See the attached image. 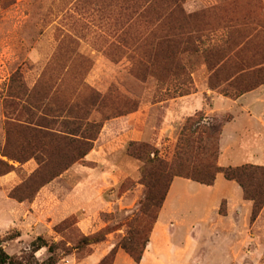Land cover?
<instances>
[{
    "label": "rangeland",
    "instance_id": "obj_1",
    "mask_svg": "<svg viewBox=\"0 0 264 264\" xmlns=\"http://www.w3.org/2000/svg\"><path fill=\"white\" fill-rule=\"evenodd\" d=\"M222 46L219 64L208 50ZM165 49L177 53L162 75L165 65L149 62ZM198 114L220 136L228 125L238 150L264 147V0H0L2 248L24 258L41 237L57 245L56 264H99L138 231L139 252L152 224L140 215L142 163L128 148L148 144L171 163ZM72 117L98 129L85 158L64 170L65 147L32 132H66ZM221 175L213 189L174 180L139 264H264V205L251 219L252 203ZM117 253L113 264H135Z\"/></svg>",
    "mask_w": 264,
    "mask_h": 264
},
{
    "label": "trees",
    "instance_id": "obj_2",
    "mask_svg": "<svg viewBox=\"0 0 264 264\" xmlns=\"http://www.w3.org/2000/svg\"><path fill=\"white\" fill-rule=\"evenodd\" d=\"M180 30H177V37ZM195 36V33H194ZM191 36L190 38H193ZM170 43L167 49L170 47ZM162 50V54L157 61L149 62L151 66L163 63L165 70H161L162 75L168 73L166 63L174 64L177 50ZM210 56L219 61V64L225 61L228 49L224 46L220 48L209 49ZM211 57V58H212ZM163 66L161 67V69ZM248 91L244 89L241 93ZM252 90V89H251ZM249 90V91H251ZM241 93L239 95H241ZM238 95V97H239ZM204 117L198 114L196 119L189 120L184 126L178 146L176 148L173 161L166 163L158 157V151L148 144H131L128 148V154L132 158L142 163L139 169L140 184L146 188V194L140 204V215L151 221V226L147 228V232L151 233L154 224L157 221L158 214L172 181L176 178L185 179L202 186L210 187L214 184L217 174H222L224 179L237 184L242 193V199L252 203L251 219H254L264 205V167L244 165L240 167L219 168L217 159L219 155V137L220 129L213 124H204ZM71 126L66 132L62 131H43V127L37 130L33 129L32 136H36V141L41 142L44 138H48L60 147H65L68 152L67 156L60 153V156H66L64 170L72 166L74 163L82 160L92 148V140L97 134L96 124H86L84 118L72 117ZM83 125V126H82ZM93 130V131H91ZM88 132V134H87ZM40 135V137H38ZM35 138V137H34ZM59 172L51 175L47 180L39 183V187L45 185ZM128 238H124L117 246H115L109 255L101 260L99 264H113L117 251L120 249L125 252L135 264H139L142 255L146 249L149 239L145 237L141 243L139 252H135L137 245V237L139 232H129ZM102 234L95 237H85L81 240V245L95 244L103 240ZM55 244H48L43 238H36L30 245V254L24 258L10 256L0 245V264H56V248ZM42 249H46L47 258L39 261L36 253Z\"/></svg>",
    "mask_w": 264,
    "mask_h": 264
},
{
    "label": "crops",
    "instance_id": "obj_3",
    "mask_svg": "<svg viewBox=\"0 0 264 264\" xmlns=\"http://www.w3.org/2000/svg\"><path fill=\"white\" fill-rule=\"evenodd\" d=\"M255 93L256 92H252L251 94H247L246 96H248V95H254V98L252 99V100H254L256 98L255 97ZM246 96H244V98ZM257 123L260 124V126L262 127V129H264V123H263L262 120L258 119L257 120ZM227 126H224L223 129H222V132H221L220 141H219V155H218V159H217V166L219 168H227V167L235 168V167H240V166H243V165H254V166L264 167V147H263V145H256L255 146V145H253V142H249V144L247 145V147L245 148V150H243V151L238 150L237 147H238L239 144H237L236 140L225 139V134H226ZM257 142H259V141L257 140ZM119 147L120 146H118V145L113 146L112 147V150L113 151L119 150ZM246 153L250 154V156H251L250 161H239L238 158L239 157H243V155H245ZM220 175L221 174H217L216 175L214 184L212 186H210V188L213 189L216 186V183L219 181V176ZM221 176H223V175H221ZM176 179H180V178H176ZM223 179H224V177H223ZM174 180L172 181V183L170 185V188L168 190V193L166 195V198L164 200V203H163L161 209H163L165 207L166 203H167V200H168V197L170 195V192H171V189H172V185L174 183ZM183 180H185V179H183ZM186 181H188V180H186ZM225 181H226L225 183L223 182L224 184L222 182H220V183L223 184L222 186L228 187L232 191H234V190L236 191L237 190V191H239V193H241V190L237 186L236 183H234L232 181H227V180H225ZM195 184H197V183H195ZM198 185H200V184H198ZM241 196H242V193H241ZM222 200L226 202V205H228V209L230 210V206L231 205H230V202H229L228 198H221V201ZM241 201H242V198H241ZM242 205H244L245 208L248 207L247 206V203L242 204ZM231 209H233V206L231 207ZM158 216H159V214H158ZM155 224H154V226H155ZM211 224L212 223H210V225H209V229L211 231H213V229L211 227ZM154 226H153V229H154ZM153 229H152V232H153ZM152 232L150 233V238H149L148 244L146 246V249L144 251L145 252L144 257L142 259H144L145 256L148 255L149 250H151V248H150L151 247L150 246V242H151ZM118 255H119V253H117V256ZM159 264H162V263H159Z\"/></svg>",
    "mask_w": 264,
    "mask_h": 264
}]
</instances>
